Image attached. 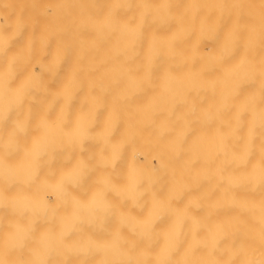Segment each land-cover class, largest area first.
Masks as SVG:
<instances>
[{"label": "clouds", "instance_id": "clouds-1", "mask_svg": "<svg viewBox=\"0 0 264 264\" xmlns=\"http://www.w3.org/2000/svg\"><path fill=\"white\" fill-rule=\"evenodd\" d=\"M0 264H264V0H0Z\"/></svg>", "mask_w": 264, "mask_h": 264}, {"label": "bare ground", "instance_id": "bare-ground-1", "mask_svg": "<svg viewBox=\"0 0 264 264\" xmlns=\"http://www.w3.org/2000/svg\"><path fill=\"white\" fill-rule=\"evenodd\" d=\"M209 19H215V13H213L210 17H209ZM37 31H38V29H37ZM27 34V30L25 31V35ZM92 33L91 32H87V33H84V36H85V39L86 40H91L92 39ZM161 38H166V33L163 31V30H161ZM15 43H17V44H19V43H21V40H18V41H16ZM215 46V42H209V41H205L204 42V44L203 45H201V49H204L205 51H207L209 48H211V47H214ZM51 47V46H50ZM209 54H211V53H209ZM95 59L96 60H99L100 59V55L99 54H97L96 56H95ZM235 61H233V63H234ZM77 64V58H76V53H75V51L73 52V55H72V57H71V63H70V65H69V69L72 67V66H75ZM67 65H68V61H66L65 62V65H64V67L61 69V74L63 73V70H64V68H66L67 67ZM110 67V65L109 64H101L95 71H93V72H90L89 74H88V77H89V80L90 81H95V79L97 78V77H99L106 69H108ZM37 71H39V69L37 68L36 69ZM223 71H228V68L227 67H225L224 69H223ZM209 75V77H215V78H219L220 76H221V72L220 71H217V72H215V73H209L208 74ZM58 83H59V80L57 79V80H54L50 85H49V87L50 88H53V89H55V88H59V85H58ZM250 89L248 88V86H245L243 89H242V92H247V91H249ZM152 93H149V94H146V95H142V96H138V97H136L135 99H134V101H133V103H135L136 105H138V106H142V105H144V104H146L147 102H148V99H149V97H150V95H151ZM74 106H75V103H74ZM162 195L164 194V193H161ZM52 199V197H49V200H51ZM221 218H223V214H221Z\"/></svg>", "mask_w": 264, "mask_h": 264}]
</instances>
